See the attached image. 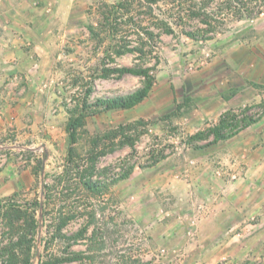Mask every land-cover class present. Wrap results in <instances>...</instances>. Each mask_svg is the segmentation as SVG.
<instances>
[{
    "label": "rangeland",
    "instance_id": "1",
    "mask_svg": "<svg viewBox=\"0 0 264 264\" xmlns=\"http://www.w3.org/2000/svg\"><path fill=\"white\" fill-rule=\"evenodd\" d=\"M206 1L26 0L53 50L28 54L33 68L11 69L0 87V204L29 205L39 220L43 200L39 264H264V7L250 17L210 4L217 31L205 39L207 18L183 9ZM123 66L153 70L149 96L130 109L92 106L141 85L105 71ZM83 104L69 162L67 124ZM228 110L258 119L212 145L191 139ZM92 156L85 177L101 192L83 185ZM61 214L70 239L55 237ZM4 231L1 220L0 240ZM24 232L37 244L39 228Z\"/></svg>",
    "mask_w": 264,
    "mask_h": 264
},
{
    "label": "trees",
    "instance_id": "2",
    "mask_svg": "<svg viewBox=\"0 0 264 264\" xmlns=\"http://www.w3.org/2000/svg\"><path fill=\"white\" fill-rule=\"evenodd\" d=\"M217 2L216 6L220 8L221 10L225 9L224 6L231 9L235 8V11H241V13H244L251 16H254L255 14L260 13V8L264 7V0L258 1V0H209L204 2V5L199 8L198 11L194 10L193 7L188 6L187 8L183 9L185 11L186 15L193 19L199 16L207 18L205 20V28H200V30L204 31V34H200L201 37L205 39L212 38V33H215L217 31V27L213 23V17L210 15V11L208 12V7L210 4ZM259 2H262L258 4ZM258 4V6H257ZM263 5V6H262ZM260 7V8H258ZM198 30V31H200ZM171 31V30H168ZM188 35L192 37H197L196 33L194 31H189ZM199 37V36H198ZM107 74L110 72H118L120 76H123L125 74H134L142 79L141 85L124 94H119L116 96L111 97H100L98 98L92 106L97 108H102L105 110H115V109H130L133 108L140 103H142L150 94L152 91L156 76L153 73V70L149 67L144 66H133V67H119L114 68L113 70L107 69ZM87 105L83 104L81 107L74 110V112L71 114L68 124H67V130L69 133L70 138V147H69V153H68V161H73L74 156V144L77 140V135L79 133V130L85 126L86 120L89 116L86 111ZM93 113V112H92ZM258 117L252 116V115H245L244 118H242L241 121H239L237 114L234 113L232 110H228L225 113H223L219 119V122L211 127H209L207 130H203L200 132H197L193 136H191V139L193 140H209L208 144H205L203 147L212 145L217 143L220 140H225L230 137H233L236 135L240 129L244 126H248L251 123H254L257 121ZM241 122L242 125H241ZM126 127L121 126L120 132L124 139L121 142L123 145H130L132 147L135 146V139L131 137V135L127 134L125 132ZM105 152H102V154ZM93 157V156H92ZM95 158H92V164L91 169H86L83 174V185L88 191H98L101 192L102 188L106 187V184L102 185L101 182H97L96 180L92 179V177H85L86 173H92L95 169ZM133 167H128L127 169L123 170V172L119 175L117 179H123L130 176L132 172ZM2 203V202H1ZM33 207H38L40 209V202H37ZM27 210H23L20 205L8 202V204H0V222L5 221V231L2 233V237L0 240V264H34V259L36 257V246L35 244V238L31 237L30 239H27V232H24L25 230L31 231V234H36L37 229L39 228V220L35 217L34 213L31 215L29 214L30 206L27 205ZM24 215H30L31 220L27 222V226H24L20 221L24 218ZM71 219L70 216H67L66 214H61L59 216V222L57 223V226H55L56 235L55 237H61L60 239H67L71 238L68 235L66 236V233L64 232V228L67 225L68 220ZM6 228L8 229V236H6ZM21 232H24V237L22 240H17L16 242V236L19 235ZM63 261V258H55L50 259L46 262H41V264H59Z\"/></svg>",
    "mask_w": 264,
    "mask_h": 264
},
{
    "label": "crops",
    "instance_id": "3",
    "mask_svg": "<svg viewBox=\"0 0 264 264\" xmlns=\"http://www.w3.org/2000/svg\"><path fill=\"white\" fill-rule=\"evenodd\" d=\"M28 7L26 0H0V87L11 69L29 64L33 68L28 54L53 50L51 33L34 29L41 28V14L34 8L28 11ZM7 101V97L0 98L3 110L7 109Z\"/></svg>",
    "mask_w": 264,
    "mask_h": 264
},
{
    "label": "water",
    "instance_id": "4",
    "mask_svg": "<svg viewBox=\"0 0 264 264\" xmlns=\"http://www.w3.org/2000/svg\"><path fill=\"white\" fill-rule=\"evenodd\" d=\"M43 189V188H42ZM42 195H43V190H42ZM39 234L37 238V246H36V263H40L41 259V245H42V239H41V233L43 231L44 227V219H43V200L40 202V215H39Z\"/></svg>",
    "mask_w": 264,
    "mask_h": 264
}]
</instances>
